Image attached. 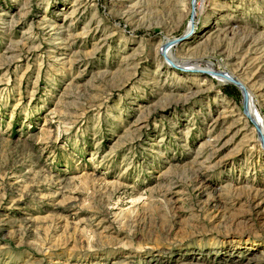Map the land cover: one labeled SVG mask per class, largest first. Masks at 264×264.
I'll return each instance as SVG.
<instances>
[{"label":"rangeland","instance_id":"rangeland-1","mask_svg":"<svg viewBox=\"0 0 264 264\" xmlns=\"http://www.w3.org/2000/svg\"><path fill=\"white\" fill-rule=\"evenodd\" d=\"M191 1L0 0V264H264V0Z\"/></svg>","mask_w":264,"mask_h":264},{"label":"bare ground","instance_id":"bare-ground-1","mask_svg":"<svg viewBox=\"0 0 264 264\" xmlns=\"http://www.w3.org/2000/svg\"><path fill=\"white\" fill-rule=\"evenodd\" d=\"M191 4H192V1H191ZM196 6H197V4H196ZM194 13L197 16V14L199 12L197 10H195ZM172 43H174V41H169L167 43V45H166L167 51H165V52L167 53V56L168 57H172V53H173V50L175 48L174 47V44H172ZM172 59L174 60V63L175 64L176 63L178 64V62H177V60H175V58H172ZM194 62H195V64H192L191 61H187V62H184L182 64H183L184 67H188V66L189 67H193V66L197 65L199 62H200V64L203 63L205 65V68L207 69L206 71L211 72L212 74H215L216 73L215 76L216 75L218 76V75L224 74L223 77H219V79H220L219 82L220 83L225 82L227 79H234L233 73H230L228 71H221V70H219L218 67H217V65H215L213 62H210V61H199V62L198 61H194ZM242 87H243L244 90L246 89L245 86L242 85ZM245 91H246L247 96H248V101H247V105H246V108H247V117L249 119H251L255 123V125L260 128V130H261V132L263 134L262 136L264 137V120H263V118L261 116L258 115L257 110H256V107H255V102H254V99L252 98L251 94L247 90H245Z\"/></svg>","mask_w":264,"mask_h":264},{"label":"water","instance_id":"water-1","mask_svg":"<svg viewBox=\"0 0 264 264\" xmlns=\"http://www.w3.org/2000/svg\"><path fill=\"white\" fill-rule=\"evenodd\" d=\"M196 2V0H193V2H192V4H193V8H192V13L194 14V12H195V3ZM179 40V39H178ZM178 40H176V41H174V43H172V44H174L175 45V43H179L180 41H178ZM171 44V45H172ZM164 49V52L165 51H167V48L165 47V48H163ZM224 76V74H221V77H223ZM232 82H236L237 83V85H239V86H241V84L238 82V81H234V80H232ZM243 93H244V107H245V110H246V105H247V101H248V96H247V93L245 92V91H242ZM247 112V111H246ZM259 130V129H258ZM259 137H260V139H261V143H262V145H263V147H264V138H263V136H261V133H260V130H259Z\"/></svg>","mask_w":264,"mask_h":264}]
</instances>
